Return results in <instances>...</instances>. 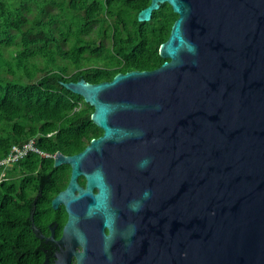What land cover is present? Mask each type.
I'll use <instances>...</instances> for the list:
<instances>
[{"label":"water","instance_id":"water-1","mask_svg":"<svg viewBox=\"0 0 264 264\" xmlns=\"http://www.w3.org/2000/svg\"><path fill=\"white\" fill-rule=\"evenodd\" d=\"M162 3L159 66L60 82L102 133L54 154L71 175L53 264H264V0H150L137 20Z\"/></svg>","mask_w":264,"mask_h":264},{"label":"trees","instance_id":"trees-1","mask_svg":"<svg viewBox=\"0 0 264 264\" xmlns=\"http://www.w3.org/2000/svg\"><path fill=\"white\" fill-rule=\"evenodd\" d=\"M149 1L0 0V160L30 139L50 154L29 151L0 165V264L43 258L28 227L33 197L21 194L11 175L33 171L44 157L52 165L57 150L77 152L102 133L90 118L93 107L60 82L95 83L163 62L159 44L177 14L163 3L149 21H138ZM53 194L39 196L38 205L49 207Z\"/></svg>","mask_w":264,"mask_h":264},{"label":"flooded vegetation","instance_id":"flooded-vegetation-1","mask_svg":"<svg viewBox=\"0 0 264 264\" xmlns=\"http://www.w3.org/2000/svg\"><path fill=\"white\" fill-rule=\"evenodd\" d=\"M61 153L64 155L74 154ZM54 154L52 157H54ZM45 158L48 159L50 157H44L31 172H24L21 169L16 170V172L11 175V179L17 182L18 190L21 194H27L33 197L27 213L28 227L34 236V240H37L36 246L38 251L43 255L42 264H53L55 261V254L61 250L60 246L56 245L55 241L61 238L63 226L67 220V211L62 203L58 204L56 208H53L51 206V199L67 186L71 175V166L67 163L54 165L53 162L52 165H49L47 162L48 160L46 161ZM76 182L80 186H84V176L78 175ZM46 191L54 192L53 196L50 198L49 207L46 206L44 203L45 201L43 205H38L37 203V198L42 196ZM77 191L78 190L75 189L74 193H77ZM93 191H96V189H93ZM31 213L33 217L32 220L30 219ZM102 230L104 234L109 231L107 227H103ZM51 236L52 239H50ZM91 240H102V238H93ZM110 240H117V238L111 237ZM45 259H47V263H45ZM70 261L71 264H75V257L71 256Z\"/></svg>","mask_w":264,"mask_h":264},{"label":"built area","instance_id":"built-area-1","mask_svg":"<svg viewBox=\"0 0 264 264\" xmlns=\"http://www.w3.org/2000/svg\"><path fill=\"white\" fill-rule=\"evenodd\" d=\"M29 151L37 152L41 156H50L49 153L43 152L42 150L37 148L33 144V139H30L24 142L22 146H20L19 144L12 145L8 155L0 160V165L10 166L13 162L28 154Z\"/></svg>","mask_w":264,"mask_h":264},{"label":"rangeland","instance_id":"rangeland-1","mask_svg":"<svg viewBox=\"0 0 264 264\" xmlns=\"http://www.w3.org/2000/svg\"><path fill=\"white\" fill-rule=\"evenodd\" d=\"M49 10H54V9H52L51 7L50 8H48Z\"/></svg>","mask_w":264,"mask_h":264},{"label":"clouds","instance_id":"clouds-1","mask_svg":"<svg viewBox=\"0 0 264 264\" xmlns=\"http://www.w3.org/2000/svg\"><path fill=\"white\" fill-rule=\"evenodd\" d=\"M145 196H147V193H145Z\"/></svg>","mask_w":264,"mask_h":264}]
</instances>
